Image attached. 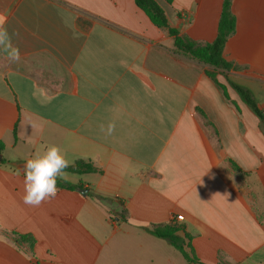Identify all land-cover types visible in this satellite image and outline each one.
Listing matches in <instances>:
<instances>
[{"label": "crops", "instance_id": "1", "mask_svg": "<svg viewBox=\"0 0 264 264\" xmlns=\"http://www.w3.org/2000/svg\"><path fill=\"white\" fill-rule=\"evenodd\" d=\"M157 1L181 37L217 38L225 0ZM231 12L224 70L135 0H0V264H191L146 230L166 225L202 264H264V122L232 86L264 112V0ZM48 145L92 170L26 205L13 164Z\"/></svg>", "mask_w": 264, "mask_h": 264}, {"label": "trees", "instance_id": "2", "mask_svg": "<svg viewBox=\"0 0 264 264\" xmlns=\"http://www.w3.org/2000/svg\"><path fill=\"white\" fill-rule=\"evenodd\" d=\"M135 2L137 6L146 13L154 25L160 28L168 29L170 35L174 37V46L178 53L210 65L214 69H231L232 65L226 61L223 56L225 44L229 36L235 30V19L231 12V0L224 1L217 38L212 43L205 46H200L194 41L181 37L176 27H170L166 11L157 0H135ZM232 86L240 95L241 99L246 102L262 120V122H264V112L258 107L250 90L237 84H232ZM14 135L16 136V129L14 130ZM2 146L3 145L0 142V149ZM79 166H86L85 170L88 171L92 170L89 165L80 161L76 165H68V167L64 169V172H79ZM57 187L58 189L74 191L82 188V185L72 184L68 181L57 178ZM97 198L103 201H108V199L104 197ZM146 230L158 238L168 240L182 254L188 263L202 264L199 259L193 257L190 252L186 250L184 239L177 235L178 229L176 225H166L163 227L154 226L151 229L147 228ZM21 238L25 241L30 240V237L28 236H22Z\"/></svg>", "mask_w": 264, "mask_h": 264}, {"label": "clouds", "instance_id": "3", "mask_svg": "<svg viewBox=\"0 0 264 264\" xmlns=\"http://www.w3.org/2000/svg\"><path fill=\"white\" fill-rule=\"evenodd\" d=\"M8 39L6 30L0 29V43ZM9 59H19L17 51L9 53ZM114 123L107 126V134L114 130ZM101 130H104L103 125ZM69 161L56 145H48L42 153H36L27 159L23 166V202L30 206H39L42 201L55 197L58 192L57 178L64 179Z\"/></svg>", "mask_w": 264, "mask_h": 264}, {"label": "water", "instance_id": "4", "mask_svg": "<svg viewBox=\"0 0 264 264\" xmlns=\"http://www.w3.org/2000/svg\"><path fill=\"white\" fill-rule=\"evenodd\" d=\"M24 162H18V163H14L13 165L20 171L23 173V166H24Z\"/></svg>", "mask_w": 264, "mask_h": 264}, {"label": "built area", "instance_id": "5", "mask_svg": "<svg viewBox=\"0 0 264 264\" xmlns=\"http://www.w3.org/2000/svg\"><path fill=\"white\" fill-rule=\"evenodd\" d=\"M177 219H178V220L182 219V215H178V216H177Z\"/></svg>", "mask_w": 264, "mask_h": 264}, {"label": "rangeland", "instance_id": "6", "mask_svg": "<svg viewBox=\"0 0 264 264\" xmlns=\"http://www.w3.org/2000/svg\"><path fill=\"white\" fill-rule=\"evenodd\" d=\"M223 86V85H222ZM224 90V89H223ZM225 91V90H224Z\"/></svg>", "mask_w": 264, "mask_h": 264}]
</instances>
